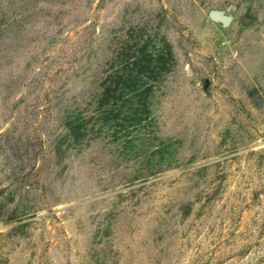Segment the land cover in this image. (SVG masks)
<instances>
[{
    "label": "rangeland",
    "instance_id": "rangeland-1",
    "mask_svg": "<svg viewBox=\"0 0 264 264\" xmlns=\"http://www.w3.org/2000/svg\"><path fill=\"white\" fill-rule=\"evenodd\" d=\"M0 264H264V0H0Z\"/></svg>",
    "mask_w": 264,
    "mask_h": 264
},
{
    "label": "water",
    "instance_id": "water-1",
    "mask_svg": "<svg viewBox=\"0 0 264 264\" xmlns=\"http://www.w3.org/2000/svg\"><path fill=\"white\" fill-rule=\"evenodd\" d=\"M221 19H222L223 22H227L228 21V18L226 16H222Z\"/></svg>",
    "mask_w": 264,
    "mask_h": 264
}]
</instances>
